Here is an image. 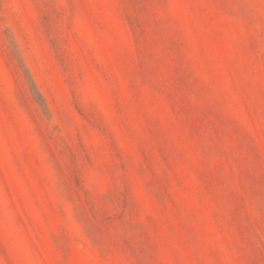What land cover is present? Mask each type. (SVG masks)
Listing matches in <instances>:
<instances>
[{
	"label": "rangeland",
	"instance_id": "obj_1",
	"mask_svg": "<svg viewBox=\"0 0 264 264\" xmlns=\"http://www.w3.org/2000/svg\"><path fill=\"white\" fill-rule=\"evenodd\" d=\"M0 264H264V0H0Z\"/></svg>",
	"mask_w": 264,
	"mask_h": 264
}]
</instances>
